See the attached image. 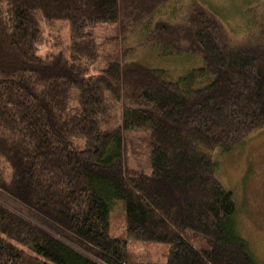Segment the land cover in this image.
<instances>
[{"label":"trees","instance_id":"trees-1","mask_svg":"<svg viewBox=\"0 0 264 264\" xmlns=\"http://www.w3.org/2000/svg\"><path fill=\"white\" fill-rule=\"evenodd\" d=\"M173 1L0 0V192L43 219L0 200V264H153L135 243L260 264L211 152L264 126V4L239 38L199 2L156 18ZM147 46L201 63L174 77L133 59Z\"/></svg>","mask_w":264,"mask_h":264},{"label":"rangeland","instance_id":"rangeland-1","mask_svg":"<svg viewBox=\"0 0 264 264\" xmlns=\"http://www.w3.org/2000/svg\"><path fill=\"white\" fill-rule=\"evenodd\" d=\"M193 2H199L213 9L212 11L218 13L230 31L239 38L246 37L253 31L256 17L264 4V0H174L165 6L156 18L176 22L179 10ZM62 26L45 27V43L39 49L42 56L56 50V42L52 36H67L68 33ZM150 47L137 50L133 59L149 67L163 68L174 77L183 75L189 68L195 65L198 67V63H201L199 59L188 54L185 56L174 54L162 60L158 49ZM211 156L219 164L218 176L224 187L234 195L237 205L235 215L237 232L248 242L257 261L264 264V126L254 132L243 146L227 153L218 148L211 152ZM0 200L32 220L42 219L22 209L23 207L19 208V203L2 192H0ZM113 224L115 228L117 227L116 235L119 236L122 232V222L113 218ZM134 245L130 247L133 260L153 264L167 262L169 244L135 243Z\"/></svg>","mask_w":264,"mask_h":264}]
</instances>
